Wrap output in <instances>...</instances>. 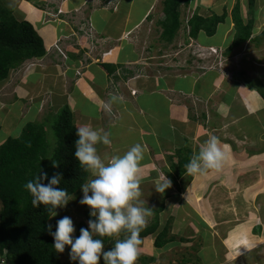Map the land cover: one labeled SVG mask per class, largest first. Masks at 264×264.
<instances>
[{
	"label": "rangeland",
	"instance_id": "374dc122",
	"mask_svg": "<svg viewBox=\"0 0 264 264\" xmlns=\"http://www.w3.org/2000/svg\"><path fill=\"white\" fill-rule=\"evenodd\" d=\"M67 1L54 0L56 6L46 11L45 21H60L63 17L65 23L80 31L82 36L84 34L81 28L86 27L81 25L80 19L90 18L91 10H118L117 0H90L88 6L79 11L81 13H70L63 9ZM131 1L122 0L123 11L119 17L123 14L127 16L124 11L131 6ZM162 1L158 0L150 18L136 29L128 49H122V52L132 51L136 55L141 70L138 75L152 77L168 73L183 79L196 78L192 80L197 83L195 87L198 89V102H192V97H187L192 92L186 93V96L179 95L177 99L178 103L188 106L189 117L198 121L197 153L209 136L215 135L221 146L226 148L228 160L219 173L210 171L205 176H189L186 173L178 180L181 190L172 185V189L159 193L156 191L157 186L164 178L170 179V175L175 174L171 167L173 160L164 153L162 163L167 164L158 168L159 182L153 180L140 185L141 206L152 208V215L147 218L145 228L153 222L155 210L161 206H164V210L159 215L158 230L150 236L141 237L140 257L148 259V262L138 259L137 264H264V208L259 213V205L264 206V187L258 188V184L264 182V171L259 168L245 169L248 165L264 160V137L259 139L264 128V101L261 100L264 98L260 94L261 90L264 91V42L255 46L249 41L228 55L226 52L231 42L222 45L223 37L230 24L233 26L229 19L232 18V11L238 0H193L192 6H182V27L173 43L168 44L161 38L162 28L159 25V21L165 18ZM240 1L243 17L246 20L254 18L248 0ZM147 7L148 3L143 0L142 3L137 2L135 11L141 15ZM255 7L261 11L255 29L257 34L264 30V0H258L253 12L257 10ZM224 12L228 13L229 18L226 23L219 25L215 36L208 37L202 32L197 39L190 37L187 23L193 14L208 17L213 14L223 15ZM83 42L85 44L81 45V50L90 53L89 50L93 48L100 60H104L106 56L109 58L113 50L122 47L120 42L100 34L96 35L94 42H87L86 39ZM212 43L221 44V47L209 46ZM212 47H216L219 52L215 54L211 51L210 54L208 49ZM55 49L62 58L60 63H66L63 45L59 43ZM29 61L17 72L12 71L4 86L0 87V145L9 137H18L26 124L45 119L49 140L51 143L55 141L50 129L54 119L51 107L37 105L35 113L31 104L26 103L21 96L17 97L16 90L23 74L37 65ZM126 66L132 68L130 64ZM183 82L186 90L192 89V81ZM248 82L253 85L252 88L249 86L250 89L247 88ZM214 83L218 84L216 91L213 90ZM231 83L235 85H230ZM211 90L213 94H210ZM234 91L238 93L235 103L230 98ZM131 94L133 95V91ZM173 95L176 97L177 93L172 92L171 99ZM120 97L125 99L124 95ZM222 100L226 104L220 102ZM194 130V127H190L187 133H193ZM249 195L256 198L251 203L246 202ZM71 198L73 200L65 208H61L51 222L65 216L70 217L76 229L75 236L81 223L88 225L86 211L91 210L87 205L80 204L82 190ZM164 229L167 230L166 239L170 241L163 247H158L157 238ZM124 235L122 233L115 236V241L124 238ZM62 262L73 261L66 255L62 257ZM0 264H5L4 258H0ZM100 264H103L102 258Z\"/></svg>",
	"mask_w": 264,
	"mask_h": 264
},
{
	"label": "crops",
	"instance_id": "0c3cea01",
	"mask_svg": "<svg viewBox=\"0 0 264 264\" xmlns=\"http://www.w3.org/2000/svg\"><path fill=\"white\" fill-rule=\"evenodd\" d=\"M89 2L90 0H68L63 9L66 12H78L79 14L81 13L79 11H83ZM137 2L142 3L143 0H132L131 6L124 11L127 16L123 14L119 17L123 11V2L117 0L118 10L108 11L95 8L90 11V18L80 19L82 26L90 21L97 36L99 34L107 35L114 41L120 42L119 45L122 46L119 50H113L112 56L109 58L106 56L104 60H100L94 50H89L90 53L84 49L81 50L80 47L85 44L83 39L89 42L88 39L85 35L82 36L80 31L65 23L63 17L60 21H45L46 11L50 7L54 9L56 6L54 0H0L4 7L12 11L18 21L29 22L34 27L43 39L46 48L44 57L29 61L35 62L37 65L31 71H25L23 74L24 76L16 90L17 97L21 96L26 103L31 104L30 107L34 108L32 111L35 113L37 112L35 109L37 105L51 107V111H54L53 115L58 114L61 109L68 106L73 113L77 128L87 124L96 130H100L102 134L109 133L111 144L97 145L98 154L105 162L113 156L123 155L135 144H141L144 149L143 160L140 164L141 183L153 180L159 182L158 168L167 164V162L162 163L164 162V153L173 160L172 165H174L179 160L178 151H191L192 155L198 151L196 149L198 145V121L194 117H189L188 106L178 103L177 99L179 95L184 96L186 93L192 92L187 97H192V102L197 103L198 89L195 87L197 83L194 80L196 78L193 77H184L183 79L168 73L152 77L137 74L141 70L136 55L132 51L122 52V49H128L127 46L132 41L131 36L150 18L158 0H146L148 7L141 15L135 11ZM192 4L193 0L190 6ZM256 7L257 10L252 12V16L255 17L251 19L254 21V36L261 33L255 34V29L258 26L257 18L261 12ZM245 21L248 20L245 19ZM229 22L232 21L229 19ZM233 26L230 24L229 29L226 30L222 45H227L230 40ZM119 37L121 39H117ZM57 43H61L66 51V63H60L62 58L55 49ZM209 46L221 47V44L212 43ZM104 64L110 68L111 74L108 73L107 68L103 67ZM129 64L132 65V68L126 66ZM130 72H134V76H130ZM183 81H192V89L186 90L183 87L185 84ZM5 82H0V87H3ZM216 85L218 84L214 83V91L217 89ZM230 85L235 84L231 83ZM249 86L253 85L248 82L247 88ZM131 91L138 93L133 96L135 94L132 95ZM172 92L177 93L176 97L173 95V99L170 98ZM210 94H213L212 90ZM113 95H124L125 99L113 104L111 112H107L103 106ZM225 95H228L227 92ZM237 97L238 93L234 91L230 96L231 101L235 103ZM261 100L264 101V99ZM220 102L226 104L224 100ZM226 108L229 109L227 105ZM38 112L41 111L38 110ZM262 118L264 119V116ZM190 127H194L195 130L188 134L187 130ZM262 131L259 139L264 137V128ZM255 168L264 171V160H260L254 165H248L245 169L252 170ZM171 173L172 171L167 176ZM181 178L179 177L177 182ZM252 181L254 183L255 178ZM172 185L174 188L173 183ZM261 187H264V182L258 184V188L261 189ZM246 199V202L251 203L256 198L250 196ZM259 206V213H261L264 206L261 204Z\"/></svg>",
	"mask_w": 264,
	"mask_h": 264
},
{
	"label": "trees",
	"instance_id": "16d2710c",
	"mask_svg": "<svg viewBox=\"0 0 264 264\" xmlns=\"http://www.w3.org/2000/svg\"><path fill=\"white\" fill-rule=\"evenodd\" d=\"M257 1L248 0L251 12ZM191 3L192 0L162 1L165 18L159 21V25L164 42L173 43L182 27L181 8L190 6ZM241 5L238 0L232 11L234 29L231 40L228 41L231 42L226 52L228 55L249 41L256 46L264 42V30L254 36V21H245ZM228 18L227 12L209 17L193 14L188 20L189 35L197 39L204 32L208 37H213L219 25L226 23ZM45 55L44 41L34 27L29 22L18 21L12 11L0 3V82L6 81L11 72L17 71L25 62ZM103 67L108 69V73H112L107 65L104 64ZM129 75H134V72ZM260 94L264 98V91L261 90ZM53 118L50 124L55 137L53 143L49 140L45 119L26 124L18 137H9L0 145V258H4L5 264H78V261L62 262V257L69 255L70 246H66L63 253L56 252L54 238L48 233V225H52V231H55L59 219L51 222L50 206H33L32 196L25 188L26 183L35 180L40 172L47 173L49 180L54 174L61 173L63 179L59 187L66 189L72 197L78 195L81 187L91 179V173L86 172L75 159V142L78 136L72 111L65 106ZM177 155L179 161L172 165L175 174L170 175V180L176 189L181 190L177 179L186 174L185 165L193 155L191 151L181 150ZM53 161L60 164L59 168L53 167ZM48 182L43 181L45 184ZM60 210L58 208L57 213ZM163 210L164 206H161L154 211L153 222L142 230L140 237L150 236L158 230L159 215ZM86 218L88 221L91 218L88 211ZM81 228H88V225L81 223L75 236H79ZM166 232L164 229L158 236V247L169 243ZM102 239L105 251L115 244V236H105ZM138 259L148 262V259L140 256Z\"/></svg>",
	"mask_w": 264,
	"mask_h": 264
},
{
	"label": "clouds",
	"instance_id": "9594fccd",
	"mask_svg": "<svg viewBox=\"0 0 264 264\" xmlns=\"http://www.w3.org/2000/svg\"><path fill=\"white\" fill-rule=\"evenodd\" d=\"M122 100L123 97L111 96L104 104V110L111 112L112 105ZM76 134L75 159L93 177L81 187L83 198L80 200L81 205L90 208L91 218L89 227L81 228L79 236H74L76 229L68 216L56 222L55 231H52V225H48V233L54 238V249L63 253L66 246H70V260L78 261V264H100L101 258L104 264H137L142 244L140 233L152 215V208L142 207L139 200L143 146L135 144L123 155L113 156L105 162L98 154L97 145H110L109 133L102 134L86 124L77 128ZM227 160L226 148L221 146L217 136L211 135L185 165V170L189 176H205L210 171L219 173ZM59 166L53 161L54 168ZM62 179L61 173L54 174L49 180L47 173L40 172L35 180L28 181L25 188L32 196L33 206H50L52 217L58 214V208H65L73 199L66 189L59 187ZM44 180L49 182L45 184ZM171 186L172 181L166 177L156 191L164 193ZM122 233L124 238L116 240L110 250L104 251L102 237Z\"/></svg>",
	"mask_w": 264,
	"mask_h": 264
},
{
	"label": "built area",
	"instance_id": "2783aa9c",
	"mask_svg": "<svg viewBox=\"0 0 264 264\" xmlns=\"http://www.w3.org/2000/svg\"><path fill=\"white\" fill-rule=\"evenodd\" d=\"M84 26L86 28H81V31H83V34L86 36V38L88 39L89 42L90 41L94 42L96 39V34H95L92 23L90 21L86 22V24ZM57 45H59V43H57ZM208 51L210 54H211V51L214 52L215 54H217L219 52V50L216 47L209 48ZM65 57H67V56L65 55ZM135 93H137V92L133 91V94H135Z\"/></svg>",
	"mask_w": 264,
	"mask_h": 264
}]
</instances>
